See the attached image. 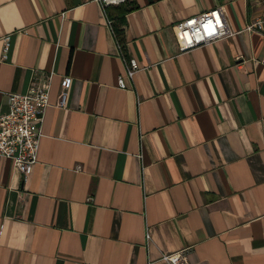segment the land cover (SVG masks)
Listing matches in <instances>:
<instances>
[{"label":"crops","instance_id":"obj_1","mask_svg":"<svg viewBox=\"0 0 264 264\" xmlns=\"http://www.w3.org/2000/svg\"><path fill=\"white\" fill-rule=\"evenodd\" d=\"M219 6L233 34L180 52L177 23ZM263 14L0 0V115L34 70L52 74L37 163L24 177L0 156V264H165L184 248L187 264H264V32L246 30ZM118 19L141 67L126 89Z\"/></svg>","mask_w":264,"mask_h":264},{"label":"built area","instance_id":"obj_2","mask_svg":"<svg viewBox=\"0 0 264 264\" xmlns=\"http://www.w3.org/2000/svg\"><path fill=\"white\" fill-rule=\"evenodd\" d=\"M96 1L105 10L110 5L122 4L126 0ZM262 4L264 7V0ZM108 24L112 27L111 20H108ZM176 30L180 52H187L233 34L226 20L225 10L220 6L178 22ZM246 30L264 32V14L250 22ZM118 46L125 68L118 77L117 86L126 89L127 82L133 81L141 67L135 59L126 56L121 44L118 43ZM7 48L8 38L5 41V53ZM261 63L264 65V57ZM51 81L52 74L44 76L39 70H34L27 91L9 94V111L0 115V156L11 160L24 177L29 175L38 161L44 115L50 105ZM70 86V78L64 77L59 94V107L66 105ZM188 250L184 248L163 254L161 260L165 264H187Z\"/></svg>","mask_w":264,"mask_h":264},{"label":"trees","instance_id":"obj_3","mask_svg":"<svg viewBox=\"0 0 264 264\" xmlns=\"http://www.w3.org/2000/svg\"><path fill=\"white\" fill-rule=\"evenodd\" d=\"M123 20H114V22H112V26H113V31H114V35L118 41L119 44H121L122 48L125 49V33H124V29L122 28V24H123ZM126 56L128 57V55L126 54Z\"/></svg>","mask_w":264,"mask_h":264}]
</instances>
